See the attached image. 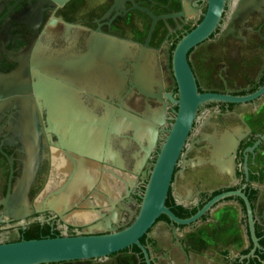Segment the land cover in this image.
<instances>
[{
    "label": "flooded vegetation",
    "instance_id": "1",
    "mask_svg": "<svg viewBox=\"0 0 264 264\" xmlns=\"http://www.w3.org/2000/svg\"><path fill=\"white\" fill-rule=\"evenodd\" d=\"M207 5L208 0H0V243L106 233L107 225L121 230L133 222L147 174L179 108L176 48ZM242 9L264 18V0H225L211 33L187 50L197 92L246 95L264 83V37L253 75L243 82L236 77L232 85L226 81L225 35L233 32L235 19L245 18ZM209 75L221 79L219 85L203 80ZM258 99L199 105L173 168L165 205L169 200L173 213L186 215L177 217L191 216L218 194L240 190L260 218L254 247L240 198L226 197L202 216L199 221L217 204L233 200L246 226L247 246L236 253L220 249L216 264H264L263 167L255 163L264 142L248 150L258 133L241 115L244 105L252 107ZM217 141L224 143L221 171L213 165ZM31 155L38 157L37 170L16 212L23 216L16 219L5 213L2 201ZM83 175L91 180L84 182ZM58 191L61 201L53 203ZM161 222L169 246L150 235ZM175 227L158 218L140 238L150 264H190L187 245L177 235L185 226L176 239ZM106 259L39 264H147L137 246Z\"/></svg>",
    "mask_w": 264,
    "mask_h": 264
},
{
    "label": "water",
    "instance_id": "2",
    "mask_svg": "<svg viewBox=\"0 0 264 264\" xmlns=\"http://www.w3.org/2000/svg\"><path fill=\"white\" fill-rule=\"evenodd\" d=\"M224 2L225 0H208L203 19L181 39L176 48L173 69L179 87V108L169 134L147 174L139 210L133 222L121 230H116L115 227L107 225L108 232L106 233L93 234L87 232L84 234L77 233L74 236H67L63 233L61 236L0 243V264H39L82 259H99L101 262H108L106 258L110 254L130 246H137L143 253L146 263L150 264L147 247L140 243V238L147 234V231L161 215H165L169 223L176 226L171 229L173 238L176 239L178 235L184 239L189 250L190 264H216L215 262L221 261L220 249L236 253L247 246V230L240 213L239 204L236 201L231 200L217 204L210 211L208 218L199 221L215 203L226 197H238L242 200L246 211L250 239L254 247L258 246V240L255 236V222H258L260 218L252 209L245 194L240 190L228 191L214 196L187 218L177 217L165 205L173 168L194 118L196 108L206 102L248 103L264 95V83L257 90L246 95L197 92L195 79L185 54L190 47L205 39L214 29L220 18ZM258 105H264V97L258 99L252 107L244 105L241 114L255 109ZM262 142H264V132L256 134V141L248 150L252 152ZM223 146V141L213 143L215 157L213 165L219 171L223 170L225 164L224 160L220 158L221 155H218L221 154L220 151ZM259 150L260 148L257 152ZM257 152L255 154L256 166H258ZM37 159L38 157L35 155L26 159L12 192H8L2 201L6 208L5 213L16 219L23 216V214L17 215L16 212L21 210L19 206L26 198L29 187L34 180ZM245 175H247L246 169ZM69 179H73V176ZM82 180L89 182L91 179L83 175ZM51 201L53 203L61 201L60 191L52 194ZM179 226L185 227L179 231ZM165 227L166 225L161 222L150 235L157 239L160 244L169 246L168 228ZM178 245L181 247L180 243ZM170 252L174 256L173 262L179 263L181 261L179 254L173 249ZM163 263L162 261L161 264Z\"/></svg>",
    "mask_w": 264,
    "mask_h": 264
},
{
    "label": "rangeland",
    "instance_id": "3",
    "mask_svg": "<svg viewBox=\"0 0 264 264\" xmlns=\"http://www.w3.org/2000/svg\"><path fill=\"white\" fill-rule=\"evenodd\" d=\"M241 13L246 14L245 18L240 23L235 19L231 28L233 32L231 33L230 31L225 35L227 41L225 69L228 85L235 83L237 80L236 77H238V79L241 78V72L244 74H242L243 78H248L249 75L255 72L263 54V46L261 45L260 37H264V18L259 14H254L248 9H242ZM239 42L242 43L241 50L238 46ZM246 43H248L247 46ZM240 51H242L241 60L238 56ZM203 80L207 81L210 83L208 85L212 86L213 84L219 85L218 82L221 79L219 80L209 75L207 78H203Z\"/></svg>",
    "mask_w": 264,
    "mask_h": 264
},
{
    "label": "crops",
    "instance_id": "4",
    "mask_svg": "<svg viewBox=\"0 0 264 264\" xmlns=\"http://www.w3.org/2000/svg\"><path fill=\"white\" fill-rule=\"evenodd\" d=\"M253 73L249 75V77H251ZM242 74L243 72H241L240 82H243L244 74L243 75ZM241 115L244 121H246L254 131H256L257 133L264 132V105H258L255 109L245 112ZM257 157H258V166L263 167V179L262 182L260 183V187L264 189V143L260 147V150L257 152Z\"/></svg>",
    "mask_w": 264,
    "mask_h": 264
},
{
    "label": "trees",
    "instance_id": "5",
    "mask_svg": "<svg viewBox=\"0 0 264 264\" xmlns=\"http://www.w3.org/2000/svg\"><path fill=\"white\" fill-rule=\"evenodd\" d=\"M262 81H264V76L262 77ZM166 205L171 206V203H169V200L167 201ZM179 208H180V207H179ZM170 209L173 211V208H172V207H170ZM180 210H181L182 212H186V210H184V209H182V208H180ZM174 213H175V215L180 216V217H181V216H182V217L186 216V215L183 216L182 214L177 213L175 210H174ZM203 218H205V216H204ZM159 219H160V220H164V221H166V222L169 223V220H168V218H167L165 215H161V216L159 217ZM181 227H182V226H181Z\"/></svg>",
    "mask_w": 264,
    "mask_h": 264
},
{
    "label": "bare ground",
    "instance_id": "6",
    "mask_svg": "<svg viewBox=\"0 0 264 264\" xmlns=\"http://www.w3.org/2000/svg\"><path fill=\"white\" fill-rule=\"evenodd\" d=\"M243 15V14H242ZM241 18V17H240ZM242 20V19H241ZM238 21H240V20H238Z\"/></svg>",
    "mask_w": 264,
    "mask_h": 264
}]
</instances>
